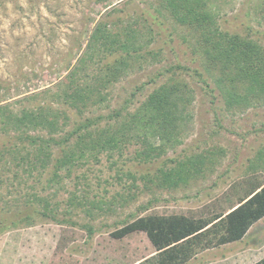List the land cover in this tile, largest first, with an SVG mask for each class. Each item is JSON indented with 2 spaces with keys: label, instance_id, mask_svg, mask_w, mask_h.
<instances>
[{
  "label": "rangeland",
  "instance_id": "1",
  "mask_svg": "<svg viewBox=\"0 0 264 264\" xmlns=\"http://www.w3.org/2000/svg\"><path fill=\"white\" fill-rule=\"evenodd\" d=\"M158 1L0 0V102L18 108L19 104L14 102L37 94L35 100L23 104L36 107L47 102L69 115L68 119L61 118L68 125L60 136L72 131L77 120L108 115L114 110L133 111L156 87L172 79L188 83L192 94V102L183 114L178 142L173 141L175 145L171 144L150 163H140L135 158L143 147L132 143L112 156L104 153L98 161L91 159L78 165L70 176L64 170L63 182L46 190L45 181H39L35 172L29 184L37 185L38 192L59 204L62 217L68 206L73 208V214L64 217L78 225L48 220L7 232L0 236V264H157L156 249L146 233L136 232L120 240L110 233L123 220H132L133 214L209 218L227 212L259 182H264V161L257 155L264 149V98L247 110H228L219 89L212 92L217 88L214 75L218 74L210 78L204 69L200 32L179 25ZM207 3L223 30L264 45V0ZM100 23L124 39L126 27L132 25L138 33L137 46L143 47L117 81L108 87L102 85L103 81L100 83L103 99L96 97L98 104L91 103L79 113L62 102H53L51 97H63L67 89L71 93L74 84L69 79L70 72L81 56L90 52L87 44ZM115 56L108 55L103 63H113ZM96 64L90 63L86 72L79 75L78 83L95 85L96 78L103 77ZM86 73L89 77H85ZM151 141L159 144L158 139ZM202 153L208 155L203 171L192 172L176 186L145 185L140 178L147 172L155 174L164 161H184ZM15 172L28 176L20 166L18 171H7L5 178H13ZM130 172L138 177L136 188H130ZM11 183L14 185L7 182L0 192L6 198L4 201L11 202L0 201V208L23 210L26 194L32 191L17 187L14 180ZM71 191H76L84 201L88 199L84 207L69 205ZM93 202L104 212L92 206ZM146 205L148 208L143 210ZM88 209L94 211V218L87 215ZM82 224L94 226L95 234L89 238ZM253 228L247 240L250 245L264 235V220ZM222 250L212 251V257L209 253L198 254V260L229 251Z\"/></svg>",
  "mask_w": 264,
  "mask_h": 264
},
{
  "label": "trees",
  "instance_id": "2",
  "mask_svg": "<svg viewBox=\"0 0 264 264\" xmlns=\"http://www.w3.org/2000/svg\"><path fill=\"white\" fill-rule=\"evenodd\" d=\"M158 2L179 25L200 32L199 44L204 69L210 78L214 73L218 74V77L214 75L217 88L212 89V92L219 89L228 110L236 107L238 110H247L262 102L264 45L239 33L223 30L218 23L217 14L208 9L207 0ZM153 19L158 21L155 17ZM106 27L101 23L98 25L87 44L90 52L84 53L70 72L69 79L74 84L71 86V93L67 89L63 92V97L55 94L51 97L53 102H62L79 113L91 103L98 104L100 100H96V97H101L102 93L100 83L103 81L102 85L108 87L117 81L120 73L128 68L135 54L142 49L141 44L137 46L138 33L132 25L126 27L125 39L112 34ZM106 54L111 57L117 54L113 63H103L108 56ZM90 63H97V70L103 77L96 78L95 85L82 86L78 83V77L86 72ZM88 73L85 77H89ZM196 73L203 79L199 69H196ZM203 82L210 87L207 79H203ZM189 86L186 82L172 79L156 87L133 111L125 113L114 110L108 115L77 120L73 123V130L62 136L60 134L68 125L61 121L62 117L69 118L66 112L47 102L36 107L23 104L25 101L35 100L37 94L14 102L19 104L18 108L11 103L0 102V192L7 182L14 185L11 180L18 183L17 187L32 191L26 194L23 210L0 208V236L48 220L57 224L78 225L73 219L64 217L72 215L73 208L68 206L62 217L59 204L55 205L48 196L38 192V186L30 185L29 179L36 172L38 180L45 181L43 190L58 186L63 182L64 170L70 176L78 165L87 164L91 159L98 161L104 153L112 156L132 143L143 147L135 156L141 160L140 163L158 159L166 152L167 147L175 145L173 141L178 142L183 114L192 102ZM152 139H158L159 144L152 143ZM257 155L260 161H264V149ZM207 160L208 155L203 153L187 157L184 161L170 159L164 161L155 174L147 172L140 175V178L145 185L153 183L160 188L176 186L192 172L201 173ZM261 165L264 168V163ZM20 166L23 167V173L28 175L27 178L19 172H15L10 180L5 178L7 171H18ZM128 175L133 179L130 188H136L138 177L132 172ZM4 200L6 198L0 193V201L6 204L11 202ZM87 200L86 198L85 201ZM82 201L84 200L76 191H71L68 199L70 206L84 207L85 201ZM91 205L104 212L100 205L97 206L94 202ZM147 208L146 205L142 209ZM86 213L94 218V211L88 209ZM134 215L132 220H123L110 233L111 237L120 240L133 233L144 232L156 249L157 264H185L196 253L197 248L206 251L242 240L250 228L264 218V182H259L253 191L239 199L227 214L215 213L209 218ZM81 227L86 230L89 238L96 232L95 227L90 224H82ZM256 264H264V259Z\"/></svg>",
  "mask_w": 264,
  "mask_h": 264
},
{
  "label": "crops",
  "instance_id": "3",
  "mask_svg": "<svg viewBox=\"0 0 264 264\" xmlns=\"http://www.w3.org/2000/svg\"><path fill=\"white\" fill-rule=\"evenodd\" d=\"M235 206L236 205L232 206L231 208ZM231 208H229L228 211L224 213L227 214ZM263 220L264 218L257 223H260ZM253 229L254 228L252 226L247 235L240 241L232 242L220 247H212L206 251H202L200 248H197L196 253H194L191 259H189V261L185 264H256L260 262L262 259H264V235L260 238V240L258 238L253 240V244L250 245V242H247V240L250 237L249 235L252 233L251 231ZM239 243L240 245H237ZM222 249H227L229 251L222 253L218 257L208 259L206 258V260L204 259L205 261L198 260V254L209 253L208 255L212 257V251L216 252L219 250L221 252L223 251ZM156 256L157 252H155L154 257Z\"/></svg>",
  "mask_w": 264,
  "mask_h": 264
}]
</instances>
